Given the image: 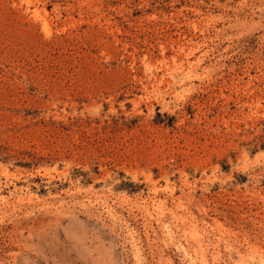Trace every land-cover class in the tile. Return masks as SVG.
Returning a JSON list of instances; mask_svg holds the SVG:
<instances>
[{
    "label": "rangeland",
    "instance_id": "374dc122",
    "mask_svg": "<svg viewBox=\"0 0 264 264\" xmlns=\"http://www.w3.org/2000/svg\"><path fill=\"white\" fill-rule=\"evenodd\" d=\"M0 264H264V0H0Z\"/></svg>",
    "mask_w": 264,
    "mask_h": 264
}]
</instances>
